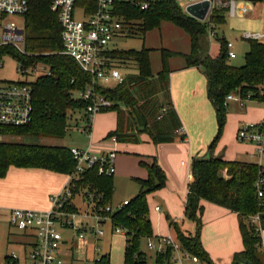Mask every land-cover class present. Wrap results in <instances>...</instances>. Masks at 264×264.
Segmentation results:
<instances>
[{"label": "trees", "instance_id": "1", "mask_svg": "<svg viewBox=\"0 0 264 264\" xmlns=\"http://www.w3.org/2000/svg\"><path fill=\"white\" fill-rule=\"evenodd\" d=\"M30 10L25 17V54L13 47L0 48V60L11 56L19 63V69L27 70L36 63L49 67L32 82L34 120L26 127H0V135L34 138H63L67 132L68 116L76 109L85 110L86 104L74 99L73 94L85 90L91 77L82 71L69 56L62 54L63 43L58 16L50 10L48 0H28ZM131 18L141 23V31L147 32L162 22H169L183 29L191 39L188 54L162 49L163 69L154 74L149 50L120 51L116 56L123 62H135L138 72L124 75V81L114 87H101L99 92L114 105L106 111L117 112V128L106 139L115 137L118 143H136L137 134L147 133L156 145L173 143L182 129L179 116L171 98L169 61L183 57L187 68L201 69L207 79V96L213 104L222 130L226 120V97L236 93L245 102H262L264 92V43L250 42L245 55V65L233 66L227 58L226 39H219L220 55L213 57L201 43L206 37L204 24L188 17L176 0H162L152 10L131 12ZM214 21L223 25L226 19L219 15ZM123 109H122V108ZM104 111V112H106ZM84 119L87 116L84 114ZM185 139V136H182ZM216 142V141H215ZM215 142L210 146L213 151ZM148 170L147 179H136L138 194L129 204L111 215L114 228L126 231L124 264H148L142 252V244L148 238H156L149 217L147 197L165 187L166 177L155 159L152 164L142 163ZM11 167L43 169L69 175L75 169V161L66 146H41L26 143L0 142V179L5 178ZM259 167L256 163L227 161L223 157H197L192 164L194 181L189 185L185 204V216L202 224L203 201L236 213L240 219V232L244 250L236 253L232 264H264L262 237L254 226L248 224L249 216L259 211L255 181ZM79 186L96 191L103 196L99 206L111 204L113 177L100 176L90 170L83 175ZM182 248L203 261L212 263L202 245L199 234H187L172 223ZM264 231V221H263ZM262 256V257H261ZM172 250L156 253L155 264H171ZM96 264H108L109 254Z\"/></svg>", "mask_w": 264, "mask_h": 264}, {"label": "rangeland", "instance_id": "2", "mask_svg": "<svg viewBox=\"0 0 264 264\" xmlns=\"http://www.w3.org/2000/svg\"><path fill=\"white\" fill-rule=\"evenodd\" d=\"M250 13L246 16L237 18H226L223 25L217 27V38L233 42L237 57L229 60L233 66L241 67L245 65V55L250 50V42L242 39L245 32L264 33V2H260L256 7L248 3ZM9 22H15L23 27L25 19L20 16L9 18ZM141 23L134 24L132 35L119 39L115 43V49L120 51H143L149 50V58L153 73L156 75L163 69V60L161 50L166 49L179 53H190V36L181 28L169 22H162L158 27L147 32L141 31ZM217 38H211L210 35L201 38V43L209 50L213 57L220 55V42ZM124 75H133L138 72L135 62H124ZM185 60L182 57H176L169 62L170 68L177 69L183 67ZM49 71V67L44 63H36L28 68V76L22 75L19 71V63L11 56H3L0 66V81L3 82H34L44 73ZM188 84L193 86L192 107L185 111L187 117V126L185 127L186 143L182 142V134L178 135L172 144L162 146L156 145L147 133L137 134L136 143H113L106 139L108 134L117 128V112L106 111L96 115L93 119L90 137L81 134L77 129L84 125L85 110L76 109L69 114L68 130L63 138H34V137H15L0 135V142L26 143L41 146H66L69 148L89 146L92 143L96 152H102L105 148L113 147L116 149L118 158L116 161L117 171L113 176V185L115 192L112 196L111 205L113 210L124 201L132 200L139 192V186L136 179H147L148 170L142 165L143 162L152 164L156 159L162 169L165 177V187L148 195L149 217L156 235L172 236L176 239L174 233L176 229L172 223H176L184 232L197 236L199 234L205 250L210 254L213 264H229L230 257L244 250L243 240L239 228V223L232 216L214 221L209 219L206 214L202 216V224L196 220L190 219L184 214V203L188 195L189 173L192 164L197 157H242L249 159L254 151L253 144L240 142L237 138L239 129L244 125L253 122L255 118L264 116V102L247 101L243 104L240 101H230L226 107L225 124L220 131L217 115L213 104L210 102L206 90L207 79L203 72L198 69L187 71ZM175 75H182V72H174ZM173 75V74H172ZM171 75V76H172ZM183 85L184 82H179ZM115 84L110 83V87ZM193 92V93H194ZM204 93V95H202ZM74 99L79 100V93L73 94ZM122 108V107H121ZM123 109V108H122ZM184 124V123H183ZM190 130V132H189ZM106 141V142H105ZM216 141V142H215ZM215 142L213 151L209 148ZM182 161L189 163L187 167L182 166ZM96 192V191H91ZM97 193V192H96ZM77 206L76 212L81 215H91L90 208L85 207L81 199H75ZM159 205L162 208L157 213L155 207ZM96 213V212H95ZM160 214V215H159ZM9 213L0 212V260L6 254L15 252L22 254L19 245L14 244L23 242L24 238L20 232L10 227ZM83 218H78L75 223L79 226ZM89 225L95 229L105 231V236L95 241L91 235H88L89 245L87 249L65 247L64 258L69 264H96V259L109 254L108 264H124L126 237L124 234H112V225L107 222L105 225H97V222L90 219ZM209 224V225H208ZM264 245V231L260 233ZM13 242V244H11ZM99 245L100 250L96 251L95 246ZM142 251L147 254L148 264H155L156 251L147 248L146 241L142 244ZM260 254L264 255V248H261ZM262 257V256H261ZM183 264H210L198 257H192L191 260H185Z\"/></svg>", "mask_w": 264, "mask_h": 264}, {"label": "built area", "instance_id": "3", "mask_svg": "<svg viewBox=\"0 0 264 264\" xmlns=\"http://www.w3.org/2000/svg\"><path fill=\"white\" fill-rule=\"evenodd\" d=\"M50 10L58 16L61 25L63 43L62 54L71 57L83 72L91 77L85 90L79 92V100L86 104L84 125L78 132L90 137L93 119L96 115L113 107L114 103L99 92L101 87L115 86L124 81V62L116 56L115 43L134 32L138 21L131 18L133 10L149 11L157 7L162 0H48ZM185 15L204 24L207 36L217 38V27L214 19L221 15L225 19L246 16L250 13L248 3L256 7L264 0H176ZM208 4L204 20L192 16L188 9L195 5ZM28 0H0V48L13 47L25 54V24L18 26L9 22L10 17L20 16L25 19L29 13ZM243 40L264 43V33L245 32ZM219 41V39L217 38ZM235 44L226 40L227 58L237 57ZM1 66V60H0ZM28 76V69L22 71ZM46 72V71H45ZM44 74H49L47 71ZM30 82L0 81V127H26L34 120V97ZM264 97V92L261 93ZM245 102L236 93L226 97L225 105L230 101ZM264 102V98L263 101ZM237 138L240 142L253 144L256 148V164L259 167L255 181V192L259 201V211L248 217V224L255 227L258 233L263 231L264 221V120L250 123L239 129ZM117 143L115 137L110 138ZM75 161L74 171L67 175L68 181L63 190L50 196V209L35 211L30 209H13L10 212V227L20 232L23 242H17L22 254H6L0 264H69L64 258L65 247L87 249L88 235L95 241L105 236V231L89 225L93 219L97 225L110 222L111 215L129 204L124 201L113 210L112 205L99 206L103 196L79 186L83 175L96 170L100 176L113 177L116 173V150L96 152L90 144L87 148H70ZM79 197L85 207L93 209L91 217L76 212L75 199ZM160 211L159 206L156 207ZM96 212V213H95ZM83 218L78 226L75 221ZM124 234L121 227H112V234ZM13 244V242H11ZM147 248L157 253L172 250L171 264H183L185 260L196 257L184 250L180 242L171 237H156L146 240ZM264 248V245L263 247ZM100 250L99 245L95 246ZM145 256L147 254L142 251ZM105 255V254H103ZM99 256L96 261H100Z\"/></svg>", "mask_w": 264, "mask_h": 264}, {"label": "crops", "instance_id": "4", "mask_svg": "<svg viewBox=\"0 0 264 264\" xmlns=\"http://www.w3.org/2000/svg\"><path fill=\"white\" fill-rule=\"evenodd\" d=\"M182 54H185V53H182ZM174 58H171L169 62H171V60H173ZM190 69L191 70L198 69L201 72H203L201 69L197 67H192ZM170 70H171V75L173 74L172 76L170 75L171 98H172V102L174 104L175 110L179 116L180 122L182 124V129L179 131L178 135L182 134V136H185V139L184 140L182 139V142L184 144L187 141L184 125H186V128L189 129L187 126V117L185 116L184 110L188 111L192 107L193 94L198 95V93L197 91L194 92L192 88L193 86L188 84L187 72H185L188 70V68L186 67V63L183 67H178L177 69L170 68ZM180 71L182 72V75L174 74V72L176 73ZM177 77H179V82L180 81L184 82L183 85H179L177 81ZM206 93H207V90H206ZM202 95H204V93ZM262 120H264V116L260 118H255L253 122L258 123V122H261ZM92 134H93V128H92ZM126 144H131V143H126ZM167 144H172V143H167ZM162 145H165V144H160L158 146H162ZM87 147L82 146L80 148H87ZM92 148H93V145H92ZM253 148H254V151L249 159H242V157H234V158L232 157V158L226 159L224 156L223 158L227 161H241V162H246V163H250V162L256 163L257 157H256V148L254 145H253ZM105 149L106 150H116L115 148L109 147V146ZM117 158H118V154H117ZM117 158H116V161H117ZM188 165H189L188 162L182 161V166L187 167ZM116 171H117V166H116ZM188 180H189V184H188V189H189V185L194 181L192 169L189 173ZM67 181H68L67 175L54 173L48 170L11 167L8 171L7 176L5 178L0 179V212L7 211V213H9V216H10V212L13 209H30V210H35V211H47L50 209V200H49L50 196L59 194L63 190ZM186 200L184 203V214H185ZM202 205L204 206L203 215L206 214V216L208 217V222H209V219L211 218L214 221H216L217 219L219 220L226 219L229 217V215H232L239 223V228H240V219L236 213H233L223 207L214 205L206 201H203ZM156 207H155V210H156ZM159 207L161 208V206ZM161 211H162V208L160 211L156 210L157 213H160ZM153 233H154V230H153ZM174 235L176 236V239H177V233H174ZM154 236L155 237H166V236L156 235L155 233H154ZM168 236L173 237L172 233L171 234L169 233ZM234 255L230 257L229 264H232Z\"/></svg>", "mask_w": 264, "mask_h": 264}, {"label": "water", "instance_id": "5", "mask_svg": "<svg viewBox=\"0 0 264 264\" xmlns=\"http://www.w3.org/2000/svg\"><path fill=\"white\" fill-rule=\"evenodd\" d=\"M207 10H208V4L205 3V4H200V5H195V6L190 7L188 9V12L192 16L198 18L199 20H204Z\"/></svg>", "mask_w": 264, "mask_h": 264}]
</instances>
